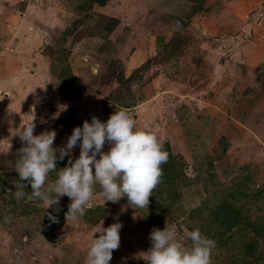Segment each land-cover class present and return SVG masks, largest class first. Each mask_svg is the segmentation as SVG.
I'll list each match as a JSON object with an SVG mask.
<instances>
[{
	"label": "rangeland",
	"instance_id": "rangeland-1",
	"mask_svg": "<svg viewBox=\"0 0 264 264\" xmlns=\"http://www.w3.org/2000/svg\"><path fill=\"white\" fill-rule=\"evenodd\" d=\"M115 110L170 148L148 209L98 185L78 220L67 196L15 199L20 127L62 147ZM102 220L122 224L110 264H145L166 225L213 239L212 264H264V0H0V264H84Z\"/></svg>",
	"mask_w": 264,
	"mask_h": 264
},
{
	"label": "clouds",
	"instance_id": "clouds-1",
	"mask_svg": "<svg viewBox=\"0 0 264 264\" xmlns=\"http://www.w3.org/2000/svg\"><path fill=\"white\" fill-rule=\"evenodd\" d=\"M66 108L67 105L61 107ZM34 128L32 120L16 132L23 146L14 167L20 182L15 184V199L25 197L28 184L31 197L43 202L46 212L67 196L70 203L66 221L78 220L93 207L94 189L98 185L104 204L118 203L126 197L135 210L148 209L149 197L160 182L161 165L167 162L168 152L154 131L137 127L126 111L115 110L106 121L95 116L90 122L85 120L82 126L73 128L62 147H53L55 130L34 135ZM77 146L80 153L73 159L72 150ZM65 157L67 166L57 170V161ZM53 171L56 178L49 181V173ZM59 210L53 208L54 212ZM47 214L53 223L58 222L52 212ZM121 228L119 221L103 227L102 220L92 233L84 264H110L113 251L120 245ZM149 240L151 246L141 257L145 264H212L215 241L199 229H185L178 236L175 225H166L163 229L153 228Z\"/></svg>",
	"mask_w": 264,
	"mask_h": 264
},
{
	"label": "trees",
	"instance_id": "trees-1",
	"mask_svg": "<svg viewBox=\"0 0 264 264\" xmlns=\"http://www.w3.org/2000/svg\"><path fill=\"white\" fill-rule=\"evenodd\" d=\"M167 149H168V156H170V148H169V147H167Z\"/></svg>",
	"mask_w": 264,
	"mask_h": 264
}]
</instances>
